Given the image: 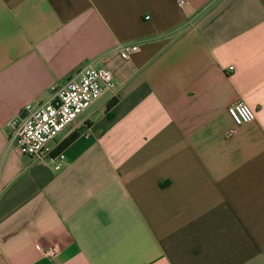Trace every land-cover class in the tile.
Wrapping results in <instances>:
<instances>
[{"label": "crops", "instance_id": "obj_1", "mask_svg": "<svg viewBox=\"0 0 264 264\" xmlns=\"http://www.w3.org/2000/svg\"><path fill=\"white\" fill-rule=\"evenodd\" d=\"M89 63L116 88L53 142L62 170L11 146ZM0 264H264V0H0Z\"/></svg>", "mask_w": 264, "mask_h": 264}, {"label": "built area", "instance_id": "obj_2", "mask_svg": "<svg viewBox=\"0 0 264 264\" xmlns=\"http://www.w3.org/2000/svg\"><path fill=\"white\" fill-rule=\"evenodd\" d=\"M177 2L181 7L185 4V0ZM118 48L124 59H129L131 54L139 51L137 44H121ZM115 88L116 82L111 71L97 68L92 63L83 66L63 84L54 85L47 101L28 105L21 116L9 123L12 128L9 144L16 146L22 155L32 157L57 171L62 170L67 158L53 146V142L69 126L81 130L79 117L106 91ZM228 112L237 126L256 118L255 111L243 101L231 105ZM82 135H87V132L83 131ZM39 249L41 256L50 259L61 250L56 244Z\"/></svg>", "mask_w": 264, "mask_h": 264}, {"label": "trees", "instance_id": "obj_3", "mask_svg": "<svg viewBox=\"0 0 264 264\" xmlns=\"http://www.w3.org/2000/svg\"><path fill=\"white\" fill-rule=\"evenodd\" d=\"M114 103H115V101L113 100V101L109 104L108 108H111V106H113ZM70 140H72V139H69L68 141H70Z\"/></svg>", "mask_w": 264, "mask_h": 264}]
</instances>
